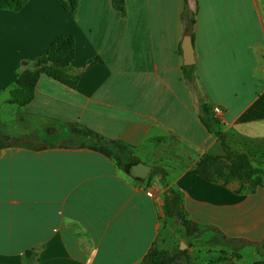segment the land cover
Masks as SVG:
<instances>
[{
	"label": "crops",
	"instance_id": "crops-1",
	"mask_svg": "<svg viewBox=\"0 0 264 264\" xmlns=\"http://www.w3.org/2000/svg\"><path fill=\"white\" fill-rule=\"evenodd\" d=\"M190 1L198 5L191 83L179 50L187 34L182 0H77L75 7L28 0L20 10L0 9V120L31 144L0 149V264H141L155 245L169 250L184 241L193 257L229 247L188 239L182 223L165 216L160 175L135 178L114 158L74 145L66 138L72 123L164 168L186 217L263 243V252L242 248L239 264L247 255L248 264L264 260V176L250 191L249 181L195 172L205 153L225 154L202 122L199 100L222 106L231 148L264 139V0ZM62 35L75 38L66 66L75 87L40 73L32 101L7 103L19 74L36 69ZM254 166L264 168V160Z\"/></svg>",
	"mask_w": 264,
	"mask_h": 264
},
{
	"label": "trees",
	"instance_id": "trees-1",
	"mask_svg": "<svg viewBox=\"0 0 264 264\" xmlns=\"http://www.w3.org/2000/svg\"><path fill=\"white\" fill-rule=\"evenodd\" d=\"M77 0H70V5L75 7ZM28 0H0V9L20 10ZM198 5L193 7L190 0H182V11L180 20L183 24L185 33L194 36V29L197 23ZM180 54L182 48L180 45ZM75 58V38L72 35H62L57 37L49 46L47 52L38 57L35 61L36 69H24L16 79L14 87L10 90L7 103L16 104L20 107L27 105L35 95L36 82L40 73H46L60 82L70 87H75L76 81L69 75L66 68ZM183 72L188 82H193L196 78V65H183ZM200 117L202 122L210 132L215 133L225 151L224 155H214L205 153L196 164L195 172L202 177L213 180L229 182L239 179L241 182L249 181V189L252 191L257 185L263 183L264 168L255 167L252 163L249 151L234 152L228 143L227 134L223 132L218 118L212 116V105L204 100H199ZM66 138L74 141L80 147H87L101 153L104 156L114 158L119 167L129 170V168L140 161L133 153V148L120 140H113L105 137L99 132L83 127L78 123L69 126ZM248 147L252 150H262L264 153V139L250 142ZM30 136H16L9 133L0 120V149L7 147L30 146ZM69 146V144L67 145ZM71 146V145H70ZM247 147V148H248ZM231 154V157L229 156ZM264 155L261 157L262 162ZM160 175V181L165 186L163 192V207L165 216L168 219L179 220L183 225L184 234L188 239L200 240L205 243L223 244L233 249L234 257L241 258L239 251L249 245L257 247L258 251L263 252V243L253 242L241 238H233L226 235L216 226L210 224H200L186 217L181 211V193L174 187L168 186L166 182L167 172L162 167H153L149 179ZM152 176V177H151ZM151 177V178H150ZM246 189V187H244ZM187 243V242H186ZM183 260L185 263L191 262L188 249H181L176 244L172 249L163 250L157 245L152 247L145 255L141 264H177ZM236 264V263H226ZM253 264H264V260H258Z\"/></svg>",
	"mask_w": 264,
	"mask_h": 264
},
{
	"label": "rangeland",
	"instance_id": "rangeland-1",
	"mask_svg": "<svg viewBox=\"0 0 264 264\" xmlns=\"http://www.w3.org/2000/svg\"><path fill=\"white\" fill-rule=\"evenodd\" d=\"M236 146L238 148H236ZM242 147L243 146H238V144H235V148H232V151L241 152L243 149L249 151L251 154V159H252L253 164L257 165L258 160H261V157L264 155V153H262V150L261 151L258 149L252 150L249 147L247 148L246 146L243 148ZM229 156L231 157V154ZM148 178H149V175H148ZM190 256H191V262H193V264H194V261L198 263V262L202 261L204 258L211 260L212 264H214V263L215 264H223L222 261H226V263H230V262L235 263L236 262L239 264V262L241 261L240 259H236V257H234V253L230 250L229 247L223 248L221 251H218L216 253L211 252V251H207V252L201 253L197 257L196 256L193 257L191 254H190ZM247 256L248 257H246L244 259V264H248L251 261V257L249 255H247ZM177 264H190V263H188V262L185 263L183 260H181Z\"/></svg>",
	"mask_w": 264,
	"mask_h": 264
},
{
	"label": "water",
	"instance_id": "water-1",
	"mask_svg": "<svg viewBox=\"0 0 264 264\" xmlns=\"http://www.w3.org/2000/svg\"><path fill=\"white\" fill-rule=\"evenodd\" d=\"M181 48H182L183 64L192 65L196 63L193 38L190 33H187L183 36L181 41ZM151 170H152V165L145 163L143 161H138L129 168V173L135 178L145 180L147 179ZM185 247H186V243L184 241H181L180 248L184 249Z\"/></svg>",
	"mask_w": 264,
	"mask_h": 264
},
{
	"label": "built area",
	"instance_id": "built-area-1",
	"mask_svg": "<svg viewBox=\"0 0 264 264\" xmlns=\"http://www.w3.org/2000/svg\"><path fill=\"white\" fill-rule=\"evenodd\" d=\"M222 114H223L222 106L218 104L212 105V116L213 117L221 119ZM147 191L150 196H155V191L153 188H149Z\"/></svg>",
	"mask_w": 264,
	"mask_h": 264
},
{
	"label": "snow or ice",
	"instance_id": "snow-or-ice-1",
	"mask_svg": "<svg viewBox=\"0 0 264 264\" xmlns=\"http://www.w3.org/2000/svg\"><path fill=\"white\" fill-rule=\"evenodd\" d=\"M3 36V22L0 20V39H2Z\"/></svg>",
	"mask_w": 264,
	"mask_h": 264
}]
</instances>
